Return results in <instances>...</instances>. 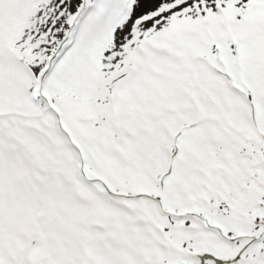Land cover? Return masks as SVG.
<instances>
[{
	"label": "snow or ice",
	"instance_id": "snow-or-ice-1",
	"mask_svg": "<svg viewBox=\"0 0 264 264\" xmlns=\"http://www.w3.org/2000/svg\"><path fill=\"white\" fill-rule=\"evenodd\" d=\"M0 264H264V0H0Z\"/></svg>",
	"mask_w": 264,
	"mask_h": 264
}]
</instances>
